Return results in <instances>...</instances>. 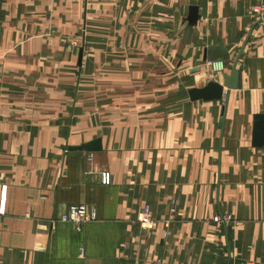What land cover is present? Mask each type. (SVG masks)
<instances>
[{"label":"crops","instance_id":"obj_1","mask_svg":"<svg viewBox=\"0 0 264 264\" xmlns=\"http://www.w3.org/2000/svg\"><path fill=\"white\" fill-rule=\"evenodd\" d=\"M257 2L0 0V264H264ZM233 67L235 89L191 100ZM77 205L96 220L58 222ZM219 214L231 222L214 225Z\"/></svg>","mask_w":264,"mask_h":264},{"label":"built area","instance_id":"obj_2","mask_svg":"<svg viewBox=\"0 0 264 264\" xmlns=\"http://www.w3.org/2000/svg\"><path fill=\"white\" fill-rule=\"evenodd\" d=\"M252 13L256 15L257 17L263 16L264 4L262 2H257L252 7ZM205 64L211 72H215L217 70L222 69V64L221 62H218V61H215V62L206 61ZM87 161L90 165V162H91L90 156H88ZM100 176H101V184L108 185L110 183L109 173L104 172V173H101ZM6 188L7 187L5 185L1 186L0 188V217L4 214V211H5ZM177 208H178V204H177L176 199H171L169 201L168 210H167L168 219L162 221V225L165 228L162 234L163 238L167 237L166 229L169 227V225L173 221L177 213ZM94 220H96L95 209L93 207H89L85 205L71 206L67 209V211H65L58 217V222L70 223L76 228H80L83 224L90 222V221H94ZM231 220H232L231 215L219 214V215H215L211 221L214 225L219 227L220 225L231 222ZM137 222L144 229H147V230L153 229L154 222H153L152 215H151V212L148 206H144L143 209L140 211V213L137 216ZM82 252H83V248L80 249L81 254Z\"/></svg>","mask_w":264,"mask_h":264},{"label":"water","instance_id":"obj_3","mask_svg":"<svg viewBox=\"0 0 264 264\" xmlns=\"http://www.w3.org/2000/svg\"><path fill=\"white\" fill-rule=\"evenodd\" d=\"M196 18V8H191L190 15L188 17L189 20L195 21ZM209 55L207 61L215 62L217 59H220L224 53L221 47H209L206 51ZM206 61V60H205ZM237 86V71L235 67L231 69V72L228 76L223 78V85H219L217 83H208L203 89H192L189 91V96L191 100H219L222 98L223 87L227 90H233ZM253 125V134H252V144L255 147H263L264 146V115H257L254 118ZM222 121V120H221ZM96 144L97 141L87 145H81L79 147H70V150H78V151H94L96 149H92L91 145Z\"/></svg>","mask_w":264,"mask_h":264}]
</instances>
